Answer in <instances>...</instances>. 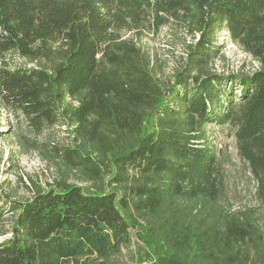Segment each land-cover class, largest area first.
<instances>
[{
	"label": "trees",
	"instance_id": "1",
	"mask_svg": "<svg viewBox=\"0 0 264 264\" xmlns=\"http://www.w3.org/2000/svg\"><path fill=\"white\" fill-rule=\"evenodd\" d=\"M171 24L192 41L164 83L138 39ZM222 31L257 69H210ZM0 106L38 129L66 115L77 144L59 149L109 186L37 188L13 202L10 226L0 206V264H128L132 230L135 264H264L253 210L219 205L206 134L234 128L264 208V0H0Z\"/></svg>",
	"mask_w": 264,
	"mask_h": 264
},
{
	"label": "rangeland",
	"instance_id": "2",
	"mask_svg": "<svg viewBox=\"0 0 264 264\" xmlns=\"http://www.w3.org/2000/svg\"><path fill=\"white\" fill-rule=\"evenodd\" d=\"M216 38L217 48L210 63L212 71L250 74L258 68V62L232 42L226 32H220ZM190 41L191 36L183 27L178 29L176 24L164 26L156 33L147 32L138 39L152 56L157 79L164 83H168L175 71L184 66L186 46ZM9 56L17 66L29 68L39 64L18 55ZM70 129L66 115L60 114L54 125L38 129L20 112L0 106V206L5 211L2 216L5 226H10L14 201L25 200L37 188H49L60 179L91 190L109 187L105 173L102 174L103 180L86 181L81 170L68 163L59 147L77 144ZM206 134L215 147L217 169L223 181L219 205L231 211L253 210V217L264 230V208L257 198L256 184L247 164L238 154L234 128L229 124H209ZM131 238V244L123 249L119 260L135 264V260L142 256L143 245L138 243L134 230Z\"/></svg>",
	"mask_w": 264,
	"mask_h": 264
}]
</instances>
